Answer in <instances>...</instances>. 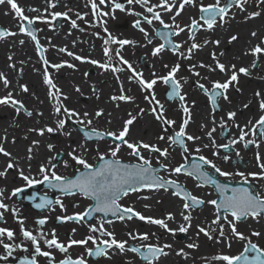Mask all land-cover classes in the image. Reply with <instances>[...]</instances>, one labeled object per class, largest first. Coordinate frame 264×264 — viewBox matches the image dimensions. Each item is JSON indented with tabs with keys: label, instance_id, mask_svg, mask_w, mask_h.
Listing matches in <instances>:
<instances>
[{
	"label": "flooded vegetation",
	"instance_id": "1",
	"mask_svg": "<svg viewBox=\"0 0 264 264\" xmlns=\"http://www.w3.org/2000/svg\"><path fill=\"white\" fill-rule=\"evenodd\" d=\"M19 1L15 0L16 3H19ZM30 1L33 4L28 3L29 6L26 8H28V11L29 9H35V11H30L29 18L34 19L32 29L41 46L43 60H47L48 65L45 64L41 67L43 76L39 69L25 73L26 68H30L28 66H23L25 67L24 71L22 69L18 70L20 67L18 65L10 66L7 71L3 68L0 69V73L4 74L9 84L17 86L10 87L8 85L5 88L3 81H0V88L4 87L0 90V97H5L8 93H11L12 98L24 106L21 108L20 104L11 105L16 115L22 119L19 125L20 130L16 132L15 128L10 130V127L7 126L9 131L0 133V144L12 154L11 161L17 166L9 170L5 177L0 178V189L4 190L0 199L8 206L7 211L0 209V213H3L0 228L12 230L14 233V239L11 241L7 239L6 235L0 237V239L3 240V243L21 245L18 249L14 248L12 255L8 256L7 251L0 244V257L7 256V259H0V264H21V260L31 259L33 256H35L37 264H50L49 258L37 255L31 242L24 240L20 232L21 224L19 221L21 220L23 221V227L37 235L38 239L41 232L47 234L45 239H51V234L54 231L58 242L65 246L68 245L69 240H83L90 234L96 235L97 243L100 239H108V237H101L99 232H89V223L94 220L97 224L91 226H103L108 232L114 233L116 240L127 241L126 246L128 247H141L143 251L142 246L146 244L161 246L170 244L171 248L165 249L168 255L161 257L156 264H225V262L215 258L220 255L234 256L243 251L248 241L232 237L231 230L224 219L226 214L223 209L217 210L213 205L204 203L199 208L185 210L183 200L172 194L175 189L171 185L168 186L167 191L145 188L138 192H130L127 196H122L118 200V203L123 207H132L145 217L165 219L168 228L177 230L173 234L158 225L145 222L142 227H133L128 235L129 233H136L135 230L137 229H141L143 230L141 234L147 233L149 239L147 241L132 240L129 236H122L121 232L114 231V223L119 219L117 217L112 218L111 214L107 215L108 219H105L104 214L100 213L92 220L86 218L85 221L79 223L57 220V217L85 212L91 205L92 199L79 193L67 195L59 189H50L47 183L25 187V182L19 177L17 169H22L26 175H30L35 179H41L39 167L41 164H45L46 166H54L53 170L58 175L74 178L78 170L82 171L83 169L82 166L75 164L68 157V148L63 146V141L66 140L65 138L68 135H62V131L56 130L52 133L45 131L44 135L41 136L37 131L29 130L45 129L47 127L56 129L55 125L57 126L58 119L55 107L58 104L78 112L84 121L90 120V116L93 117V120H99L104 117L106 106L120 102V100H113L112 97L117 94L121 95V89L123 91L125 89L132 98L129 104L131 105L130 113L137 117L130 128V142H144L155 145L161 150H168L167 157H161L159 153H152L148 150L141 152L154 168L160 169L158 174L163 179L176 181L189 193L205 202L213 199L219 201L220 194L213 185L198 180L195 176H188L185 172L176 174L172 171L180 164H184L186 169H190L193 163H201L198 156L203 155L222 171L232 173L228 178L221 177L210 165H203L202 170L207 171L219 183L226 184L229 189L246 188L253 194H259L264 198V178L249 175L250 173H260L262 171L257 163V154L264 159V135H261L259 131H256L255 135L252 134V125L259 120L261 115H264V111L259 107L261 100H264V54H258L257 56L251 54V49L257 45L264 48V44L261 43L264 40V3H260V0H247L244 11H240L239 8L233 6L230 9L226 23L221 25L218 20L213 29L207 30L201 19L203 13L200 12V7L201 5L214 4L216 0H195L194 4L186 5L178 16H176V10L183 0H168V6L172 8L170 12L162 6V0H147V4L135 2L129 4L128 0H115V2L122 5L123 10L115 9L113 0H105L104 4H100L99 0ZM89 1H91V4ZM93 2L97 5L95 10L91 6ZM49 3L54 4L55 7H50ZM221 3H227V0H221ZM147 7H152L154 13H159L161 19L170 27L165 28L157 20L149 25L145 17L151 18L152 13L147 12ZM253 12H259L260 15L249 19V14ZM54 13H67V18L61 15L53 20L52 14ZM78 14L83 19H78ZM36 17L41 19H35ZM173 17H175V20H173ZM193 19L197 20L201 27L193 31L192 38H190L188 26ZM72 20H76V28L71 27ZM137 20L141 21L140 27L147 32V39L139 28L134 27ZM89 22H93L95 25V28L91 31L88 29ZM21 24L27 27V22L18 18L7 22V24H0V28L15 33L14 35L0 37V41L13 38L22 41L23 39L25 43L22 44L26 45L29 58L33 57L32 47H34V53L41 57L36 49L37 42L33 41L26 33L20 32ZM175 25L184 28V31L180 32L179 35H170L168 38L172 43L179 44L180 48L173 50L170 45L166 44L163 51L153 56L154 48L165 43L164 39L156 33L175 31ZM4 26L7 28H3ZM45 26H48L47 29L43 28ZM253 32L256 33L255 37L252 36ZM41 33H46V36L49 37L47 41L48 48L42 47L43 45L40 43L42 38L39 36L43 35ZM109 35L116 40H128L133 43L123 47L111 42L105 45L104 41L108 39ZM233 35L237 36L238 39L229 42L230 37ZM149 40H151V43L148 42ZM205 41H208V43L205 44ZM212 41H219V44L212 43ZM192 43H197L201 47L190 53L188 50ZM105 47L109 48L111 59L105 56ZM60 48H65L66 51L60 52ZM117 49H119V56L116 55ZM68 52L84 59L74 62L71 60V56L67 54ZM213 53L216 54L221 63L226 65L227 72L222 73L218 69L210 71L208 67H199L200 64H204L215 68V61L212 58ZM46 56H48L47 59ZM121 56L123 60L131 64L135 72L142 74V78L146 82L153 79L157 80L152 89H142L137 79L134 77L130 79L133 72L127 64L121 63ZM185 56L191 58L185 59ZM87 60H95L99 63L93 64ZM254 61L255 67H253ZM68 63L74 67H68ZM57 64L62 66L60 68L53 67ZM99 64H108L110 67L105 70L99 67ZM177 64L180 67L174 78L181 86L180 94L185 96L183 102L179 100V97L169 99L168 93L171 91V83L165 84L159 79V77L168 75L170 70ZM192 65L197 67L190 70ZM232 65L236 66V70L241 67L247 68L250 74L238 73V82L230 85L225 93L228 99L217 97V106L213 107L209 96L205 94L203 89L199 88V84H203L205 88L211 90L213 82H225L232 73ZM113 68L122 70L114 72L112 71ZM13 69L15 70L13 71ZM45 70H47L49 78L60 89L59 100L49 97V86L44 84V80L37 81V79H41L40 77L44 78ZM15 71L18 72V78L15 76ZM195 72H198L199 75H195ZM123 74H126V76L122 77ZM28 77L31 78L28 80ZM20 85L26 86L28 91L23 92ZM14 87L16 89H13ZM88 88L89 92L86 91ZM53 91L55 90L53 89ZM257 92L261 95L257 96ZM153 95L154 100L152 99ZM2 105L4 104H0V106ZM245 105L247 107H244ZM154 106L158 112H162L165 119L175 121V123L168 126L162 120H157L156 113L152 111ZM183 107H187L191 115L186 133L199 137L194 141H187L185 138L184 142L189 149L188 153H184L178 144H173L168 139L179 131L180 125L187 118ZM17 109H19V112H17ZM141 109L148 111L144 114V111L141 113ZM98 110L103 111L100 117L95 116ZM29 112L31 115L27 114ZM85 112L89 113L88 117H84ZM229 112L236 113L232 120L228 119ZM64 120L67 128L64 126L63 131L71 133V119L64 118ZM34 121L36 124H33ZM222 122L223 127L221 126ZM81 128V126H78L76 130L80 131ZM213 128H215V132H213L212 139H209L207 133ZM241 128L249 133L245 137V141H255L249 144L247 148H245L244 142L231 144L227 149L213 146V141L215 145H224L230 144L234 139L239 140ZM83 129L89 130L88 128ZM160 136H164L165 139H158ZM62 137V146L58 147V141ZM13 140H15V143H13ZM33 141H39L38 145L33 146ZM107 142H110V140H107ZM116 143L118 142L112 140V145L107 144L106 147L110 149ZM49 145L52 146L51 150L48 147ZM205 145H208V147H205ZM29 147H33L31 160L27 158ZM197 148L200 149L199 153L196 152ZM124 150H128L130 154V149L124 148ZM58 151L63 154L59 155ZM214 152L217 155H213ZM237 153H239V156H237ZM225 155L229 157L227 161L223 159ZM9 159V157L0 154V171L5 169ZM123 160L128 163L138 162L137 158L132 155ZM65 162H67V167H65ZM97 162L92 165L95 166ZM161 164L166 166V170L160 168ZM239 172L244 173L247 180L236 175ZM17 187H23L24 191L17 196H12V191ZM225 195H231V192H226ZM42 196H47L53 203L44 209H37L34 205L40 202ZM57 199L61 200L64 206L63 210L55 203ZM13 210H15V215ZM169 213L172 214L174 219L167 220ZM181 213L191 216V226L187 233L178 231L181 225L187 224ZM217 216L220 217V223L225 226L223 240L219 236V226L213 224V220ZM41 218H47L43 226L36 223ZM135 219L133 218V220ZM228 219H231L230 215ZM110 222L114 223L108 225ZM200 227L210 230L213 239L210 240L203 233H199L198 229ZM236 227L237 231L243 233L248 240L264 249V216L255 220L251 217L242 219L237 222ZM73 229H75V232H73ZM253 232H259L260 235L253 236ZM229 242L230 247L228 246ZM190 243L196 244L197 247L188 248L187 245ZM39 245L42 251L51 253V264H59V261L66 258L73 260L83 258L85 264H121L124 262L125 264H147L136 253H120L116 249H111L107 255L93 260L87 252V249L95 248L92 242H88L87 245H73L68 248L66 253H61L54 247L48 248L44 243V239H39ZM180 250H183L186 255H178L177 253ZM249 255H254V253H249Z\"/></svg>",
	"mask_w": 264,
	"mask_h": 264
},
{
	"label": "snow or ice",
	"instance_id": "2",
	"mask_svg": "<svg viewBox=\"0 0 264 264\" xmlns=\"http://www.w3.org/2000/svg\"><path fill=\"white\" fill-rule=\"evenodd\" d=\"M114 2V8L123 10V7L120 3ZM140 3V4H147V0H128V3ZM195 0H183L182 3L179 4V8L176 10V16L180 15L182 10L186 5H192L194 4ZM7 3L10 5L11 9L14 11L16 17L21 21L27 22V27H25L23 24L20 26V32L26 33L31 37L33 41H36V49L37 52L41 54V59H43V53L41 51V46L39 45V42L37 40V37L35 35L34 30L32 29V25L34 23L33 18H29L28 16L24 15V10L18 6V4L15 2V0H0V4ZM100 4H104L105 0H99ZM247 3V0H227V3L222 4L221 0H216L214 4H209L207 6L201 5L200 12L203 13L201 16V19L203 20V24L206 25L207 30L213 29V27L217 24V21L219 20V23L222 25L227 22V18L229 16L230 9L235 6L236 8H239L240 11H244V5ZM260 3H264V0H260ZM50 7H55L54 4L49 3ZM92 8L95 10L97 8V5L95 2L92 3ZM162 6H164L166 11H172V8L168 6V0H162ZM29 11H35V9H29ZM147 12L152 13V17L148 18L145 17L146 22L151 25L154 20L159 21L161 25H163L165 28H169L170 26L164 22L163 19H161L159 13H154L152 7H147ZM63 15L65 18H67V13L61 14V13H54L52 14V19L55 20L56 18ZM105 15H107L105 13ZM259 12H253L250 13L248 18L251 19L255 16H259ZM78 19H83L82 16L78 14ZM35 19H41L40 17H36ZM173 20H175V17H173ZM140 20L135 21L134 27L139 28L141 32L145 34V38L147 39L148 34L145 32V29L140 27ZM71 27L76 28L77 23L76 20L71 21ZM189 27V37L192 38V32L197 30L201 25L198 24L197 20L193 19ZM175 31L172 32H157L156 34L160 37H162L165 41V43L160 44L158 47L154 48L152 55L156 56L161 51L164 50L165 45H170L173 50H178L180 48L179 44L172 43L171 40H169L170 35H179L180 32L184 31V28H181L179 25H175ZM15 33L6 32L4 30H0V37H4L6 35H14ZM252 36L255 37L256 33L253 32ZM238 37L233 35L230 37L229 42L237 40ZM117 43L121 47L124 45L133 43L128 40H116L113 37L109 35L108 39L104 41L105 45L109 43ZM151 43V40L148 41ZM23 43V41H21ZM205 44L208 43V41L204 42ZM212 43L219 44V41H212ZM262 44H264V40L261 41ZM201 45L197 43H192L189 52H193L194 50L200 48ZM60 52H65V48H60ZM110 50L108 47L104 48V54L105 56H108L109 59H111ZM69 56H73L74 54L71 52L67 53ZM251 54L254 56H257L258 54H264V48H262L260 45H257L253 49H251ZM116 55L119 56V49L116 50ZM183 55V53H181ZM76 60H83L84 58L80 56L74 57ZM185 59H190V56H185ZM212 58L215 61V68H213L210 65H204L200 64L199 67H208L210 71L219 70L222 73H225L228 71V68L225 64L221 63L217 57L216 54H212ZM11 59V57H9ZM120 61L123 64H127L128 68L132 70L133 76L130 77L132 79L133 77L137 79L142 89H152L153 86L157 83L156 79L151 80L150 82H146L142 78V74L135 72V70L132 69L131 64H128L127 61L123 60V57H120ZM93 64H98L99 62L95 60L88 61ZM44 63L47 64L48 61L44 60ZM62 65H53L55 68H60ZM68 67H74L71 64L67 65ZM99 67L107 70L110 65L108 64H99ZM179 64L174 66L168 75L159 77L160 80H162L165 84L171 83V91L168 93V98L172 99L173 97H179L180 101L185 100V96L180 94V84L179 82L174 78L175 74L179 71ZM197 66L192 65L190 70H194ZM232 73L229 76V78L221 83L219 81L213 82L211 90L205 88L203 84H199V88L203 89L205 94L209 96V100L211 101L213 107L217 106V97H223V99L227 100L228 97L225 94L227 89L230 85H232L234 82H238V73L249 75V69L241 67L238 70H236V66L232 65ZM253 67H255V61L253 62ZM122 69L120 68H113L112 71L119 72ZM195 75H199L198 72L194 73ZM87 75V74H85ZM0 81H3L4 87L7 88L9 85V81L5 78L3 73H0ZM44 83L49 86V97L50 98H56L59 100L60 96V89L57 88V86L53 83V81L49 78L47 74V70H45L44 74ZM20 88L23 92H27L28 88L24 85H20ZM53 89L55 91H53ZM79 90V89H77ZM222 90V91H219ZM238 90V89H237ZM121 95L119 96H113V100H120V101H130L132 98L128 97L123 94V89H121ZM257 96H260L261 94L259 92L256 93ZM66 99V97H65ZM147 99V97H146ZM152 99L154 100L155 97L153 95ZM11 104V105H17L20 104V107L23 108V104H21L16 99L12 98V94L8 93L5 97H0V104ZM158 103V102H157ZM194 103V102H193ZM162 108V106H160ZM244 107H247L245 105ZM260 109L264 111V100H261ZM62 105H59L55 107V112L59 114L61 112ZM64 113L68 114L72 117H77L78 113H76L74 110H69L68 108H63ZM141 113L144 111L143 109L140 110ZM153 113H156V119L162 120L164 124L171 126L175 123V121L165 119L163 117L162 112H158L157 108L152 109ZM183 111L185 114H187V118L184 119L183 123L180 125L179 131L175 132L174 137H169L168 139L173 144H178L182 149L184 153H188L189 149L186 146L184 140L186 138L187 141H194L199 139V137H194L192 135H188L186 133V127L191 119V115L189 113V109L187 107H183ZM17 112H19V109H17ZM28 115H31V113H27ZM103 114L102 110H98L95 113L96 117H100ZM84 117H88L89 113L85 112ZM235 112H229L228 113V119L232 120L235 117ZM137 119L135 115L132 113H129V118L124 121L123 129L119 131V133L114 132H98L93 129V133L95 136L99 139H103L105 136L112 137L114 141H119V143H116L113 147L109 149V155L110 159H106L104 155H99V160L101 161L98 166H94L90 163H88L82 156H78L75 154V150L72 152H69L68 155L71 157L73 161L77 165L82 166V171L78 170V174L75 176V178H67L62 175H58L56 171L53 170L54 166H46L45 164H41L39 167V175L42 177L41 179H35L30 175H26L22 169H17L19 172V177L25 182V187H30L35 184H43L47 183L48 187L50 189H59L62 193H65L67 195H75L77 193L84 195L86 197H90L95 201V205L87 209L83 213H77L70 216H64V217H57V220L59 221H74V222H81L85 221L86 218H91L93 213H103L105 216L111 214L112 216H116L119 220L123 221L125 219L131 221L133 218H136L140 221H144L149 224L158 225L160 228L165 229L168 232L175 233L177 230L168 228V225L165 221V219H156L152 217H145L132 207H123L121 204L118 203V200L122 196H127L130 192H138L141 189H153V190H165L167 191V188L169 185H171L175 191H173V195L181 198L183 200V207L185 210H188L189 208H199L202 204L208 203L213 205L217 210L223 209L224 213L226 214L224 219L227 221L228 227L231 230L232 237L239 239V240H247L248 242L245 244L243 251H241L238 255L229 256V255H220L217 256L215 259L225 262V264H264V249H261L258 247L255 243H252L248 238L243 234L237 231V222H240L242 219H247L251 217L252 219H259L260 217L264 216V198H262L259 194H253L246 188H232L229 189L226 184L219 183L215 178L211 177L207 171L202 170L203 165H210L212 168L215 169L217 173L221 177L228 178L232 175V173L222 171L219 167H217L212 161L205 158L203 155H199L198 159L201 163H193L190 167V169H186L184 164H180L179 166L172 169V171L176 174L185 172L188 176H195L198 180H203L208 184H211L215 187L216 191L220 194L219 201L213 199L205 202L204 200L192 195L189 193L185 188L181 187L179 183L173 180H165L163 179L158 173L160 171L159 168H154L151 164V162L146 159L142 154L141 150H148L152 153H159V156L161 157H167L168 156V150L156 147L155 145H150L148 143L144 142H130L126 139V136L130 132V125L133 124V122ZM78 122H83L79 121ZM88 124H91L92 121L88 120ZM65 126V120L61 119L57 121V129H62ZM221 126L223 127L224 124L222 122ZM239 127V126H237ZM57 129H53L52 127H47L45 129H30L29 131H37L39 135H44L45 131L48 133H52L56 131ZM256 131H259L261 135H264V115H261L259 120L256 121L255 124L252 125V134L255 135ZM213 132H215V128L211 129L207 135L209 139H212ZM249 133L246 132L243 128L240 129V136L239 140H232L230 144H224V145H215V142L213 141L214 147H223L225 149L229 148L231 144H236L238 142H244L245 148L248 147L249 144L254 143L255 141L248 140L245 141V137ZM85 135L91 139L92 136L89 133H85ZM158 139H165L164 136L158 137ZM13 143H15V140H13ZM39 141H33V146L38 145ZM130 149V155L137 158V163H124L118 158V153L121 151L122 146H125ZM49 149H52V146H48ZM83 147V145H81ZM205 147H208V145H205ZM28 152V159H32L31 153L33 152V147H29L27 149ZM196 152L199 153L200 149L197 148ZM0 154H2L5 157H9V162L7 163V166L3 171H0V178H3L7 175L8 171L11 169L16 168L17 166L11 161L12 154L8 152L2 144H0ZM213 155H217L216 152L213 153ZM237 156H239V153H237ZM225 161L229 159L227 155L223 157ZM257 163L259 167L262 169L260 173H250L249 175H252L254 177L258 178H264V159H262L259 154H257ZM65 167H67V162H65ZM160 168H165L166 166L161 164ZM236 175H239L245 180L247 178L245 177V174L242 172L236 173ZM24 191L23 187H17L15 188L11 195L17 196L19 193ZM231 192V195H225L226 192ZM3 189H0V197L3 196ZM147 198V197H145ZM53 201H51L47 196H42L40 198V202L36 203L34 205L37 209H44L51 205ZM57 205L61 207L63 210V204L61 200L57 199L55 201ZM146 207H148L146 205ZM0 209H3L5 211L8 210V206L3 203L2 199H0ZM13 214L15 215V210H13ZM183 220L187 222L186 225H181L178 229L181 233H187L189 227L191 226V216L189 214L181 213ZM231 216V219H228V216ZM3 219V213H0V220ZM174 217L172 214H168L167 220H172ZM47 218H41L36 221V223L40 226H43L46 223ZM21 224L20 232L24 238V240L30 241L32 246L35 249V253L39 256H43L50 259L51 264V253L48 251H42L41 247L39 245V239H44V243L48 248H56L61 253H66L68 251V248H70L73 245H87L89 241L92 242V244L95 246L94 249H87L88 255L90 256H105L108 254V251L111 249L119 250L120 253L125 252H132L138 254L142 260L146 261L147 264H156V262L159 261V259L163 256H167L168 252L165 251V249L171 248L170 244H164V245H152V244H146L142 247L144 250H141V247H135L131 246L128 247L127 241H118L115 239L114 233L108 232L103 228V226L96 227V226H89V232L90 233H96L99 232L101 237H108V239H100L99 243H97V237L93 235L87 236L83 240H69V243L67 246L64 244L58 242V239L56 237L55 232H52V238L51 239H45L46 235L45 233L41 232L39 235V239L37 235H34L31 231L25 229L23 227V221H19ZM213 224H217L219 226V236L221 240L225 237V226L224 224L220 223V217L217 216L215 220H213ZM73 232H75V229H73ZM199 233H203L208 239H213V236L211 235L210 230H206L204 227H200L198 229ZM7 236V239L9 241L14 239V233L12 230L0 228V237ZM253 236H259V232H253ZM129 238L132 240H144L147 241L149 239V236L147 233L145 234H136V233H129ZM221 242V241H218ZM0 244H2L3 248L7 251L8 256L12 255L14 248H20L21 245H12L9 243H3V240L0 239ZM228 246L230 247V242L228 243ZM188 248H195L197 247L196 244H188ZM249 253H254V255H249ZM178 255H186L183 250H180V252L177 253ZM0 259H7V256L0 257ZM21 264H37V260L35 256H33L31 259H23L21 260ZM59 264H85V261L83 258H77L75 260L71 258H66L61 261H59Z\"/></svg>",
	"mask_w": 264,
	"mask_h": 264
},
{
	"label": "rangeland",
	"instance_id": "3",
	"mask_svg": "<svg viewBox=\"0 0 264 264\" xmlns=\"http://www.w3.org/2000/svg\"><path fill=\"white\" fill-rule=\"evenodd\" d=\"M28 3L33 4L30 0H20L19 3L17 2L18 6L21 7L22 9L28 7L29 6ZM89 3L91 4V1H89ZM37 8H39V7L37 6ZM0 12H2V15H3V16L0 15V24L1 25L7 24V22H11L12 20L17 18L14 11L11 9L10 5H8L7 3L0 4ZM8 12L10 13L9 15H7ZM30 13H31L30 11H25L26 16H28V17L30 15ZM5 16H8V17H5ZM47 27L48 26H45L43 28L47 29ZM3 28H7V27L4 26ZM94 28H95L94 23L89 22V24H88L89 31L93 30ZM46 33H41L43 35L39 36L42 38L40 40V43L43 45L42 47H44V48H48L47 41H48L49 37H48V35L46 36ZM12 43H13L12 39L0 41V51H1L0 52V69L3 68L7 71L10 69V66L15 65L14 63L8 62L9 57H11V58L14 57L15 59L13 61H17V58L14 56V51L17 48L14 49L10 45ZM15 43H16V41H15ZM27 43L29 44V42H27ZM31 50H32L31 53H32L33 57L29 58L28 67L32 68L33 70L39 69V72L42 75L41 67L43 65H45L44 60L41 59V57L38 56L36 53H34V47H32ZM75 55L76 54H74L70 58L72 61L77 62V60L74 58ZM47 57L48 56H46V59H47ZM35 58H37V59H35ZM87 61H89V60H87ZM38 63H39V65H37ZM46 65H48V63ZM23 66L24 65L22 64V61H21V66L18 68V70L22 69L24 71L25 67H23ZM15 76H16V78H18V72L17 71H15ZM123 76L125 77L126 74H123L122 77ZM40 78L41 79H37L38 82L41 80H44V78L43 79H42V77H40ZM86 91L89 92V88ZM90 91H92V89H90ZM123 92H124V95L130 97L128 95V92L125 91V89ZM114 96H119V94L114 95ZM95 104H97V103L95 102ZM129 104H130V101H120L114 105L106 106L107 109H105L104 117L100 118L99 120H93V117H91V116L89 117V119L92 121L91 124H88L87 121H84L80 117L78 112H76V113H78L77 117H72V116H69L68 114L64 113V111H63L64 107L62 106L61 112L59 114H57V119L58 120H61V119L64 120V118H66V119L70 118L71 119L70 122H71L72 127H70L71 133H65L63 131L64 128L57 129V126L55 125V128L57 130L62 131V135H68L67 138H65L66 140H64V141H63V137L59 139L58 147L62 146V141H63V146L65 148H68L67 149L68 153L75 150L76 155L82 156L90 164H93L94 162L98 161L99 155L108 156L109 155V149L106 147V145L107 144L112 145V140H110V142H107V140H109L112 137L106 136L105 139L89 141L84 133H86V132L88 133L90 131H93V129H94L95 131L102 132V133H106V132L111 131V132L118 134L119 131H121L123 129L124 121L129 118L128 115H129L130 109H131V105H129ZM7 105L0 106V133H2V132L7 133L9 131L7 126L10 127V130L15 128L14 130H16V132L20 130L19 125H20V121L22 119H20V117L18 115H16V113L13 111L11 104H7ZM153 108H155V106ZM146 111H148V110L144 109V114H146ZM110 113H111V116H110ZM16 118H17V120H15ZM78 120L83 121V122H78ZM33 124H36L35 121L33 122ZM78 126L82 127L80 131L76 130V128ZM11 127H13V128H11ZM129 127L131 128V125ZM83 128H88L89 130H84ZM56 133H60V132H56ZM126 139L130 141L129 134L126 136ZM251 139H253V138H251ZM81 145H83V147H81ZM124 148L128 149L126 147V145L122 146L120 154L118 155V157L121 161H124L123 159H127L130 155L128 153V150H124ZM126 151H127V153H126ZM146 151L147 150H141V152H146ZM57 153H59V155H61L62 152L58 151ZM68 153H67V155H68ZM124 153H126V154H124ZM68 157L71 159V157L69 155H68ZM108 157H110V156H108ZM73 162L75 163V161H73ZM112 223H114V222H110V223H108V225H112ZM96 224L97 223L95 220L92 221L91 223H89V225H96ZM144 224H145L144 221H140V220H136V219L135 220L132 219L131 221H129L127 219H125L123 221L117 220L114 223V231H119V232H121L122 236L128 237L129 236L128 232L132 231L133 227H136V226L142 227ZM135 231H136V234H141V231H143V230L137 229ZM90 235L96 236L95 234H90ZM89 242H91V241H89ZM121 264H125V262L121 263Z\"/></svg>",
	"mask_w": 264,
	"mask_h": 264
},
{
	"label": "bare ground",
	"instance_id": "4",
	"mask_svg": "<svg viewBox=\"0 0 264 264\" xmlns=\"http://www.w3.org/2000/svg\"><path fill=\"white\" fill-rule=\"evenodd\" d=\"M25 11H28V8L26 9H24ZM10 13L8 12V14L7 15H9ZM0 15L1 16H3L2 15V12H0ZM24 15H26L25 14V12H24ZM13 16V15H12ZM5 17H8V16H5ZM12 41H13V43L12 44H10L14 49H16L15 51H14V56L17 58V61H13L15 58L14 57H12L11 59H9L8 60V62L9 63H14L15 65H18V66H21V61H22V64L24 65V66H28V61H29V54L27 53V47H26V45H23L22 43H21V41L18 39V38H14V39H12ZM15 41H16V43H15ZM22 41H23V43H25V41L22 39ZM11 60V61H10ZM30 63V62H29ZM15 69H13V71H14ZM28 71H33V69H30V68H26V70H25V73H27ZM29 78H31V77H28V80H29ZM9 86L10 87H13V86H16V85H13V84H9ZM17 87V86H16ZM16 87H14L13 89H16ZM2 89H4V87H2V88H0V90H2ZM14 93L16 92V91H13ZM73 106V105H72ZM3 133V132H2Z\"/></svg>",
	"mask_w": 264,
	"mask_h": 264
},
{
	"label": "water",
	"instance_id": "5",
	"mask_svg": "<svg viewBox=\"0 0 264 264\" xmlns=\"http://www.w3.org/2000/svg\"><path fill=\"white\" fill-rule=\"evenodd\" d=\"M85 134V133H84ZM89 134H91V136H92V138L91 139H89L86 135V137H87V139H89V140H92V139H99V138H97L96 136H95V134L94 133H89ZM94 205H95V201H94ZM94 214V213H93Z\"/></svg>",
	"mask_w": 264,
	"mask_h": 264
}]
</instances>
